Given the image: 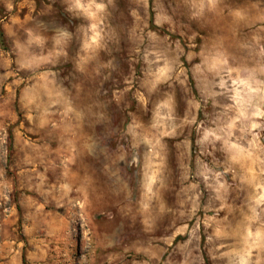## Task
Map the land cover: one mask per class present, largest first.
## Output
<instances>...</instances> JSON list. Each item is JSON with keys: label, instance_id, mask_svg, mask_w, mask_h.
<instances>
[{"label": "rangeland", "instance_id": "obj_1", "mask_svg": "<svg viewBox=\"0 0 264 264\" xmlns=\"http://www.w3.org/2000/svg\"><path fill=\"white\" fill-rule=\"evenodd\" d=\"M0 264H264V0H0Z\"/></svg>", "mask_w": 264, "mask_h": 264}]
</instances>
